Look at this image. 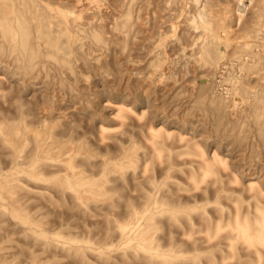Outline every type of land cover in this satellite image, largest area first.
Returning a JSON list of instances; mask_svg holds the SVG:
<instances>
[{
  "label": "rangeland",
  "instance_id": "1",
  "mask_svg": "<svg viewBox=\"0 0 264 264\" xmlns=\"http://www.w3.org/2000/svg\"><path fill=\"white\" fill-rule=\"evenodd\" d=\"M0 264H264V0H0Z\"/></svg>",
  "mask_w": 264,
  "mask_h": 264
}]
</instances>
